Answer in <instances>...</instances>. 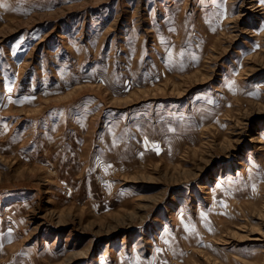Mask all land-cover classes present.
Here are the masks:
<instances>
[{"label":"rangeland","instance_id":"1","mask_svg":"<svg viewBox=\"0 0 264 264\" xmlns=\"http://www.w3.org/2000/svg\"><path fill=\"white\" fill-rule=\"evenodd\" d=\"M0 264H264V0H0Z\"/></svg>","mask_w":264,"mask_h":264},{"label":"bare ground","instance_id":"2","mask_svg":"<svg viewBox=\"0 0 264 264\" xmlns=\"http://www.w3.org/2000/svg\"><path fill=\"white\" fill-rule=\"evenodd\" d=\"M3 182V181H2ZM12 184V183H11ZM18 184V183H17ZM2 185V184H1Z\"/></svg>","mask_w":264,"mask_h":264}]
</instances>
